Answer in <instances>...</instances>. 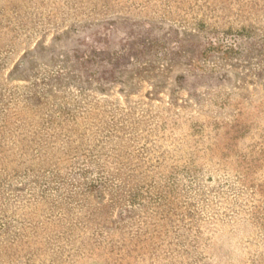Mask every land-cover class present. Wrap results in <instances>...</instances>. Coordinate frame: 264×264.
<instances>
[{"label":"rangeland","instance_id":"rangeland-1","mask_svg":"<svg viewBox=\"0 0 264 264\" xmlns=\"http://www.w3.org/2000/svg\"><path fill=\"white\" fill-rule=\"evenodd\" d=\"M0 264H264V0H0Z\"/></svg>","mask_w":264,"mask_h":264}]
</instances>
